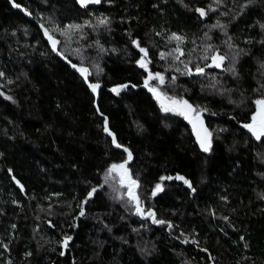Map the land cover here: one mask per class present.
Instances as JSON below:
<instances>
[{
  "label": "trees",
  "instance_id": "16d2710c",
  "mask_svg": "<svg viewBox=\"0 0 264 264\" xmlns=\"http://www.w3.org/2000/svg\"><path fill=\"white\" fill-rule=\"evenodd\" d=\"M14 1L31 17L0 0V264H264L245 127L264 0ZM147 84L200 110L207 151Z\"/></svg>",
  "mask_w": 264,
  "mask_h": 264
},
{
  "label": "rangeland",
  "instance_id": "374dc122",
  "mask_svg": "<svg viewBox=\"0 0 264 264\" xmlns=\"http://www.w3.org/2000/svg\"><path fill=\"white\" fill-rule=\"evenodd\" d=\"M77 1L81 4L80 0ZM147 88L152 92L153 97L161 109H168L171 112L178 113L188 122L190 130L200 148H202L201 144L207 148L209 147V133L203 122L199 109H196L193 105L187 102V105H191V108H189L183 103L184 100L168 96L152 84H147ZM257 100H264V98H258L256 101ZM256 101L254 111L250 115L249 124L252 125L257 132H259L261 128L264 127V104L258 105ZM253 117H255V120ZM250 132L253 136L257 137L253 131L250 130Z\"/></svg>",
  "mask_w": 264,
  "mask_h": 264
},
{
  "label": "water",
  "instance_id": "95a60500",
  "mask_svg": "<svg viewBox=\"0 0 264 264\" xmlns=\"http://www.w3.org/2000/svg\"><path fill=\"white\" fill-rule=\"evenodd\" d=\"M8 2L11 4V6L12 7H14V8H17V9H19V10H21L22 12H23V14H25L26 16H28V17H31V15L20 5V4H18V3H16L14 0H8ZM18 5V6H17ZM38 25H39V27H40V29H41V31H42V33H43V35L45 36V38H46V40L48 41V44L50 45V47H51V49L55 52V53H57L62 59H64L73 69H75V70H77L78 71V73L82 76V78H84L85 80H86V76H85V74H84V70L82 69V67L81 66H79V65H77V64H75V63H72V62H70L67 58H65L64 56H62L57 50H56V48H55V46H54V43H53V39H52V36L50 35V33L48 32V30L44 27V26H42L40 23H38ZM87 82V81H86ZM87 85L88 86H92V85H97V83L96 82H92V83H89V82H87ZM95 93H96V88H95ZM103 122H104V128H107L106 127V123H105V120H103ZM107 131H108V129H107ZM123 172H124V176H125V169L123 170ZM14 182H15V184L20 188V189H22V185L16 180V179H14Z\"/></svg>",
  "mask_w": 264,
  "mask_h": 264
},
{
  "label": "snow or ice",
  "instance_id": "6c2138e0",
  "mask_svg": "<svg viewBox=\"0 0 264 264\" xmlns=\"http://www.w3.org/2000/svg\"><path fill=\"white\" fill-rule=\"evenodd\" d=\"M99 2H100V0H80V3H81L82 5H86V4H88V3H99ZM17 6H18V5H17ZM197 11H199L201 15H204V14H205L204 11H203L202 9H197ZM101 23H105V21H101ZM141 51H144V49H141ZM220 59L222 60L223 57H220ZM141 66L143 67V65H141ZM217 66H219V65H217ZM201 71H203V70L201 69ZM146 83H147V82H146ZM96 87H97V85H92L93 90H95ZM123 87H127V86L125 85V86H123ZM113 91H115V89H113ZM183 103H184L185 105H187V101H184ZM256 103H257L258 105L264 104V100H257ZM187 106H188L189 108H191V105H187ZM165 111H168V109H165ZM253 119L255 120V117H253ZM245 127H248L249 130L253 131V133L257 136L258 139L260 138L261 135H264V127H262L261 130H260L259 132H257V131L253 128L252 125H245ZM105 130L107 131V128H105ZM117 146L119 147V145H117ZM201 147L204 148L205 151L208 150V148L205 147L203 144H201ZM125 151H127V150L125 149ZM130 156H131V154L129 153V157H130ZM117 167H123V165H119V166H117V165H112V169H115V168H117ZM109 171H111V169H110ZM178 178H179V179H183V177H178ZM185 183L187 184V183H189V182H188L187 180H185ZM159 187H160V185H157V188H158V189H159ZM89 195H91V193H89ZM155 222H158V223H164L163 221H155ZM68 239H70V237H69ZM66 245H67V241H65V246H66Z\"/></svg>",
  "mask_w": 264,
  "mask_h": 264
}]
</instances>
